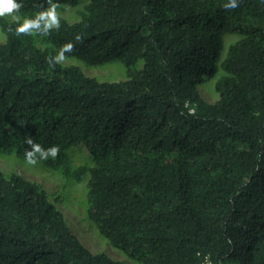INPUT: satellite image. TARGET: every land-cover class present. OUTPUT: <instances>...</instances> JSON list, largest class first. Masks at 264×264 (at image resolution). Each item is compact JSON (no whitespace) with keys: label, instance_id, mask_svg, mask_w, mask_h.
I'll return each mask as SVG.
<instances>
[{"label":"trees","instance_id":"obj_1","mask_svg":"<svg viewBox=\"0 0 264 264\" xmlns=\"http://www.w3.org/2000/svg\"><path fill=\"white\" fill-rule=\"evenodd\" d=\"M19 2L21 16L47 7ZM53 2L80 20L17 37L0 18V157L25 162L26 137L58 146L37 165L87 181L93 229L138 264H264V0ZM69 41L68 59L125 79L50 66ZM0 264L122 263L85 245L42 183L0 168Z\"/></svg>","mask_w":264,"mask_h":264},{"label":"rangeland","instance_id":"obj_2","mask_svg":"<svg viewBox=\"0 0 264 264\" xmlns=\"http://www.w3.org/2000/svg\"><path fill=\"white\" fill-rule=\"evenodd\" d=\"M58 11L61 14V17L68 19L72 23L80 20V15L72 7L58 8ZM5 41L6 34L0 28V43ZM65 64L79 65L86 74L96 77L102 81L125 79L123 70L117 66L92 67L77 59H67ZM200 90L204 97L210 102H216L219 99V95L211 85H201ZM85 154L87 155V148L77 150L76 155L78 161H84ZM0 168L7 174L17 172L24 175L31 181L42 183L47 188L51 199L65 213L74 232L92 251L107 252L122 264H138L118 249L110 246L107 241L102 239L93 229L85 212L87 203V181L80 183L74 181H65L61 177L55 175L40 165L29 166L26 165L25 162L14 158L0 157Z\"/></svg>","mask_w":264,"mask_h":264},{"label":"clouds","instance_id":"obj_3","mask_svg":"<svg viewBox=\"0 0 264 264\" xmlns=\"http://www.w3.org/2000/svg\"><path fill=\"white\" fill-rule=\"evenodd\" d=\"M47 7L42 4L37 5V11L31 16L19 15L23 4L19 0H0V18L10 17V25L14 24V34L20 36H49L53 30H59L61 27V14L58 11L59 4L53 0H46ZM239 7V0H226L223 8L226 10ZM9 31H13L9 27ZM76 41H81L82 37L77 34ZM75 50V44L71 41L60 46L55 55H49L46 59L50 66L64 65L67 61L68 53ZM28 148L25 149V163L29 166H36L41 160L55 159L59 154V147L56 145L44 148L40 143L34 141L31 137L25 138Z\"/></svg>","mask_w":264,"mask_h":264},{"label":"built area","instance_id":"obj_4","mask_svg":"<svg viewBox=\"0 0 264 264\" xmlns=\"http://www.w3.org/2000/svg\"><path fill=\"white\" fill-rule=\"evenodd\" d=\"M204 264H212V261L210 258H207Z\"/></svg>","mask_w":264,"mask_h":264}]
</instances>
